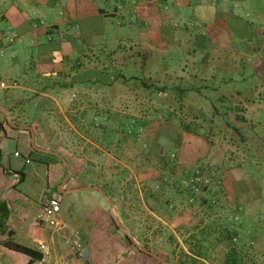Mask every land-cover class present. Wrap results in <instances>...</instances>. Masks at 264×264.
<instances>
[{"label":"rangeland","instance_id":"1","mask_svg":"<svg viewBox=\"0 0 264 264\" xmlns=\"http://www.w3.org/2000/svg\"><path fill=\"white\" fill-rule=\"evenodd\" d=\"M27 1L23 4L24 11L37 19L39 14L32 10V5ZM76 1L103 9L107 15L88 17L81 22H75L71 19L70 12L68 14L65 3L64 6L59 4L55 8H47L41 4L44 9L43 17L47 22L68 23L62 26L61 33L55 36L54 42L51 43L48 37L43 35L38 38L40 44L50 46L52 56L62 55L73 63L81 61L82 56L85 61L87 56H91L88 52L89 46L108 53L119 47L140 48L137 45L142 42L140 33L150 32L156 25L150 13L145 10L137 12V7L141 9L142 6L139 5L145 0ZM194 1L190 0L192 3ZM157 3L156 8H160V4L163 10L167 4L168 13L165 15L164 25L169 29L170 36L161 33L157 37L158 43L155 42L156 38L148 42L152 43L153 48H157L155 52L164 55L160 59L161 66L164 68L171 65L169 70L163 69V78L168 73L172 76H188V71L181 70L184 64L180 67V63L188 61L190 71L191 66L203 60L204 55L207 58V51L211 52L206 65L213 69L218 65L215 53L225 50L226 55L222 57L225 69L218 70L223 92L235 87L248 88L251 84L263 82L262 43L258 45L260 48L254 49L257 47L256 41L249 42L233 36L224 25L219 33H213L210 28H206L207 25H202V21L200 23V20H193L192 17L194 11L197 15L202 11L206 24L221 25L219 12L239 15L253 23L254 28L258 30V38L264 41V0H236L223 6H220L222 2L219 5L216 0L213 3L215 6H187L184 9L191 12V15L183 20L177 13L175 0ZM4 14H9L7 7L0 8V15ZM160 14L164 15L158 9L156 16ZM1 30L5 33L1 41L4 48L0 53V81L8 88L1 90L0 94L7 90L9 93L19 94L18 89L12 88L15 80L21 79L24 71L31 74L34 72L35 66L45 55L44 49L32 44L31 35L27 36L28 47L20 46V39L15 37L14 27L7 20H0ZM192 31L212 38L220 46L217 50H212L208 45L206 52L199 51L198 43L188 40L184 35L185 32L187 34ZM241 55L246 56V61L251 58L257 67L240 65ZM235 57L238 63L234 61ZM212 69L209 76L214 72ZM83 70V75L87 78V67H83ZM132 75L141 78L132 81L133 85H140L145 80V74L140 69L126 71V76ZM233 78L234 85L223 83L225 80L230 82ZM190 95L193 103L204 107L205 111L210 113L212 108L205 106V100H201L202 98L194 93ZM67 98L72 100L68 103L66 100V106L85 108V111H82L84 115L79 117L84 120L89 134L94 138L98 137L99 143H103L101 147L104 151L92 146L89 157L93 162L90 163L106 172L114 180L115 189L121 190L122 193L115 200L109 198L115 203L114 207L100 191H81L59 196L62 200V212L59 217L61 226L53 228L47 224L41 225L37 218L42 211L43 198L51 191L47 182L52 178V174L33 157L26 166L25 183L18 187L17 194L9 195L7 200L11 211L8 224L14 232L15 242L38 249L41 242L49 244L55 238L56 251L66 262L72 255L70 240L76 235L89 254V264H136L133 257L140 259V264H162L137 246L136 249L128 243L124 230L117 229L112 222L113 211L142 247H148V250L170 264H181L185 259L184 253L192 249L202 252L201 256L207 259L199 261L198 264H226L232 246L238 247L240 264H264V83L253 93V104L246 106L247 139L245 144L238 145L228 139L219 140L207 136L209 131L205 125L199 127L201 133L185 131L182 126L186 122L185 119L190 121V118L183 116V120L171 114L170 110L158 101V97L149 99L145 95L138 96L116 88L89 84L85 85L83 90L76 91L74 96L70 92ZM109 111L112 112L111 119L116 118L114 114L119 115L118 122H106V116L102 113ZM135 120L140 122L135 123ZM59 122L63 126V122ZM104 124H109V127L105 128ZM182 140L196 142L193 145L197 147L189 143L184 148L198 150V159H186L184 148L181 145L176 146V143ZM44 141L41 136V144ZM112 144L116 145L113 148L114 155L120 160L117 164H111L110 157H107L108 152L112 151ZM63 145L58 143L53 147L60 149L61 154L64 152L61 149ZM65 154L73 157L70 152ZM164 165L170 174L163 169ZM83 166H86L85 162L77 165L75 172L82 173ZM199 168L205 170L204 178L216 185L214 190L203 194V197L189 202L187 195L178 192V182L192 176ZM36 172H39L38 176ZM75 172L73 170V175ZM161 172L168 175L167 181L160 180ZM222 178H225V183L220 182ZM98 183L104 184L105 180H98ZM78 184V181L74 182V185ZM94 198L103 212L98 224L94 221L92 229L88 230L92 235L87 236L84 234L85 227L81 229L71 221L77 218L78 213L82 217L86 216V221L89 216L86 205H94ZM202 198L208 203H202ZM231 237L234 238L235 245L230 244ZM200 241H203L202 245ZM3 264L12 263L5 261ZM28 264H31L30 261Z\"/></svg>","mask_w":264,"mask_h":264},{"label":"trees","instance_id":"2","mask_svg":"<svg viewBox=\"0 0 264 264\" xmlns=\"http://www.w3.org/2000/svg\"><path fill=\"white\" fill-rule=\"evenodd\" d=\"M101 12H104V10H101ZM226 24L228 30L233 34V36H236L245 41L247 40L249 42L256 41L255 44L257 47H254V49L260 48L261 46L258 47L260 43L264 45V41L258 38V30L254 28L253 23H251L244 17L234 15L233 13H228ZM49 34H54L52 29L49 31ZM184 35L188 40H191L194 43H198L200 48L199 51L201 52H206L208 50V45L212 47V50H217L219 47L215 40L205 35L197 34L193 31L192 33L188 32L187 34L185 32ZM45 46L48 45L45 44ZM262 50H264V47H262ZM224 51L225 50H220L219 52L215 53V56L218 58V65L213 68L214 72L211 76H209V74L212 72V67L210 65H206V60L211 51H207V58H205L204 55L203 60L194 63V66H191L192 69L190 71L188 61H182L180 63V67L184 64L181 70L183 72L188 71V76H172L170 73H168L166 77L163 78V69L169 70L171 65H166L163 68V66H161L162 61L160 59L164 55L155 52V50H152L151 48L145 46H140V48L130 47V49H124L123 51L108 53L105 50L100 51L89 46L88 52L89 54H91V56H87L86 61L82 56L81 61L78 60L77 62H75V64H77L76 70L78 71H84L83 67L84 69H86L87 67L86 71L89 75L87 78H85L86 80L84 82H78L76 79L72 81H63L62 79H56L52 81L50 78H46L47 82H45L46 88L44 89V91H47L49 88L57 90L66 89L67 91H71L79 83L82 85H98L104 88H116L119 91L128 94H134L138 96L145 95L149 99L158 97V101L162 103L163 106H166L167 109L170 110L171 114L181 117L183 120L185 118H190V121L185 119L186 122L182 126L185 131L201 133L199 131V127L205 125L204 127H206L209 131V135L207 136H213L218 138L219 140L228 139V141L235 145H238V143L245 144L247 139L246 126L248 125V120L245 116L247 112L246 106L253 104V93L256 92L258 90V87L264 83V80L261 83L258 82L251 84L248 88L240 89L238 87H235V89H230L228 92H223V85L221 84L222 80L218 78V75L220 70L225 69V62L222 58L226 55V52ZM219 53H222V55H217ZM241 57L242 59L240 65H250L257 67V65L253 63V60L251 58H248L249 60L246 61V56L241 55ZM235 60L237 61L236 57L234 58V61ZM230 66V68L232 69V64H230ZM128 69L142 70L145 74V80L141 82L140 85L131 84L132 81H138L141 78L135 75H132L130 77L126 76V71ZM252 76H254V74H252ZM234 82V78L230 80V82L226 80L225 82L223 81L224 84L233 85ZM192 93H194L195 95H199L202 98L201 100H205L203 102L205 106L212 108L210 113L205 111L204 107L193 103L192 97L190 95ZM12 97L13 95L12 93H9V90H7L6 92H1L0 103H3L5 106H7L6 102ZM237 105L242 107L240 114L235 113V106ZM111 113L112 112L109 111L102 114L103 116H106V122L110 120L118 122L120 118L119 115L114 114L116 118L114 117L115 119H111ZM183 116H185V118ZM5 122L10 126L7 120H5ZM111 122L113 121H110V124ZM139 122V120H135V123ZM103 126L107 128L109 127V124H104ZM40 147L45 149L49 148L52 151L58 152V149L54 147ZM30 150L31 154L36 157L35 159L39 163H44L43 158H46L54 160L63 165L64 176L58 183V185L62 184L69 173L63 162L55 156L37 152L32 148L31 144ZM163 167V169L165 170L168 169L167 167H165V165ZM204 171L205 170H203L202 168H199L196 173H192V176H187L186 178H183L178 182V192L187 195L189 202H195L197 199L203 197V194L214 190V186L216 184L211 182L209 179L204 178ZM166 173L170 174L169 172H167V170ZM19 174L21 177L19 185H22L25 183V174ZM167 178L168 175L161 172L160 180L162 182H165L167 181ZM98 180H105V183L100 184L98 183ZM75 181H78L79 184L74 185ZM220 182L225 183V178H222ZM69 183L72 184L71 187L73 189H78L86 186L100 187L112 200H115L118 196H120V193H122L121 190L117 191L113 186L114 180H112L106 172L101 171L92 163H88L86 166H83L82 173L75 172V174L69 180L68 184ZM53 191H55V189ZM52 192L48 191L47 194L49 196H54L52 195ZM55 194V197L59 198L60 202L62 200L59 196H65L63 194L60 195L57 191H55ZM95 200L97 201V199ZM95 200V204L91 207L86 205V208L89 210L87 213L89 214V216L86 221V216L82 217L79 213L77 215V218L71 221L81 229L85 227L86 230H84V234L87 236H89L90 234L92 235V233L88 230L92 229L94 221H96V223L98 224V222L101 220V213L103 212V209L98 205V201L96 202ZM202 203L207 204L208 201L203 200L202 198ZM96 205L97 207L95 208ZM10 214L11 211L8 202L6 200H0V237H7L6 240L1 242L2 245L13 252L27 256L31 264H33L35 261L41 260L44 257L43 252L36 248L25 246L14 241V232L10 229V225L8 224ZM112 222L116 226V228L120 230V227L116 224V222L114 220H112ZM125 239L131 246L137 249L136 245L126 234ZM230 241V244L235 245L233 244V237L230 238ZM202 242L203 241H200V245H202ZM231 249V253L227 255L226 264H240V252L238 251V247L232 246ZM194 253H196V255ZM201 254L203 253L196 252V250L194 249L190 250L189 253L185 252V259L181 261V264H198L199 261L207 260L206 258L201 256Z\"/></svg>","mask_w":264,"mask_h":264},{"label":"crops","instance_id":"3","mask_svg":"<svg viewBox=\"0 0 264 264\" xmlns=\"http://www.w3.org/2000/svg\"><path fill=\"white\" fill-rule=\"evenodd\" d=\"M26 1L27 0H0V8L3 9L4 7H7L9 10L8 15H0V20H7L8 23L14 27L15 37L20 39V46L22 45L23 48H27L29 43L27 36L31 35L33 36L32 44L34 46L42 47L45 55L35 66V70L32 74L28 71H24L21 79L15 80V84L12 88L18 89L20 93H12L13 97L6 102L7 106L0 103V108H4L10 112L11 118L16 125L20 127H32L36 132L37 145L39 147H53L58 145V143L64 144L61 147L64 152H61V154L65 157L75 172V167L77 165H82L83 162H85V165L93 162V160L89 157L92 146H94L93 148L104 151L101 147L103 146V143H99L98 137L94 138L89 134L90 132L87 131L84 120L79 117V115H84L82 111H85V108H73L66 106V100L67 103L72 100V98H67L70 95V92H72V96H74L75 92L83 90L85 85L78 83L71 91H67L66 89L57 90L53 88H49L47 91H44L46 88L45 82H47L46 78H50L52 81L56 79H62L63 81H72L76 79L78 82H84L86 79L83 75L84 71L76 70L77 64L67 61L62 55H57L55 57L52 56L50 47L38 42V38L41 35L48 37L50 42H54L55 36L61 33L62 26H65L68 23H66V21L64 24L50 21L47 22L45 17H43L44 9L41 8V4L47 8H55L59 4L64 6L65 3V8H67L68 14L70 12L72 15L71 19L75 22H81V20L87 19L88 17L107 15V13L105 10L104 12H101L103 9H97L95 6H91V4L88 3H79L76 0H28L27 2H29V4L33 7L32 10L39 14V17L35 19L29 15V12L24 11L23 4H25ZM160 1L165 2V0H145L139 5L142 6L141 9L140 7H137V12L139 10H145L147 13H150L152 15V21L156 24L150 32L140 33V40H142V42L137 44L139 46H145L151 48L152 50H156L157 48H153L151 45L152 43L148 41H154L153 39L156 38L157 40L155 39V42L158 43L159 39L157 37L161 33H163L164 36H170L169 29H167L164 25V21H166L165 15L168 13L166 10L167 4L164 3L166 5L165 10H163L162 6L159 4V12L164 13V15L160 14L159 16H156L158 11L156 4ZM215 1L216 0H195L192 3L190 0H175V8L177 9V13L182 16L183 20L186 16L191 15V12L184 9L187 6H196V8L203 4L215 6L213 5ZM217 1L219 5L220 2H222V5L220 6H223L224 4H228L230 1L235 2L236 0ZM227 14L228 12L226 13L223 11L218 13L222 20L221 25L218 23H215V25L209 23L206 24L202 11H200L198 15L196 11H194L192 19H198L200 20V23L202 21V25H207L206 28H210L213 33H219L218 31L221 26L224 25L227 27ZM51 29L54 32L53 35L49 34ZM4 33L5 31H0V53L3 52L4 48L1 43ZM160 44L165 46L162 42H160ZM123 48L119 47L118 49L110 52L123 51ZM5 120L8 121L7 115L5 112H0V200L7 201L9 195L13 193L17 194L18 192L17 190L20 186L19 184L21 180L19 173L25 174L26 181V166L27 164H30V161L34 156L31 154L30 150V131L15 128L11 125L9 126L6 124ZM59 121L63 122V126H61ZM41 136L45 140L42 142L43 145L40 142ZM189 143H192L191 145H193L196 142L182 140L176 143V146L181 145V147L184 148L187 147ZM114 146L116 147L114 144L110 145L112 151L111 153L108 152L107 156L110 157L109 161L111 164H117L120 162L118 157L114 155ZM195 146L196 145H193V147ZM48 150L51 149L48 148ZM184 151L187 160H191L193 157L198 159V156L196 155L199 152L198 150H186L184 148ZM16 152L20 153L19 157L15 156ZM59 152L60 149L58 150V153ZM65 152H70V156L73 157L70 158L65 154ZM76 153L77 155H75ZM43 162L44 163H41V165L48 168V173L52 174V178H50L47 182V187L51 189V192L55 189V191L59 194H63V191L73 190L71 189V183L74 180L69 184L68 181L64 185L63 182L58 185L64 176L63 165L46 158H43ZM36 173V176H38L39 172ZM55 191L52 192V195L54 196H56ZM37 221L38 223L40 221L39 215ZM43 224L44 223H41V225ZM6 239L7 237H0V264H3L5 261L12 264H28L29 258L27 256L13 252L2 245L1 242ZM41 243L46 244L48 248V252L44 254L46 259L45 264H65L64 257L59 256L56 251L55 238H53L52 242L49 244L46 242ZM3 249H5L4 252ZM71 256L72 255L69 256V260L72 258ZM133 260L136 261V264H140V259L138 260V258L133 257Z\"/></svg>","mask_w":264,"mask_h":264},{"label":"built area","instance_id":"4","mask_svg":"<svg viewBox=\"0 0 264 264\" xmlns=\"http://www.w3.org/2000/svg\"><path fill=\"white\" fill-rule=\"evenodd\" d=\"M8 88L4 82H0V90ZM15 156L19 157L20 153L16 152ZM42 211L39 215V220L41 223L47 224L49 227L58 228L61 226L59 220L60 214L62 212V205L59 198L55 196H45L42 200ZM72 258L65 262V264H89V254L85 250L83 242L76 236L70 240ZM39 250L46 254L48 248L46 244L41 243ZM46 259L43 257L41 260L35 261L33 264H45Z\"/></svg>","mask_w":264,"mask_h":264},{"label":"water","instance_id":"5","mask_svg":"<svg viewBox=\"0 0 264 264\" xmlns=\"http://www.w3.org/2000/svg\"><path fill=\"white\" fill-rule=\"evenodd\" d=\"M241 111V107L239 105L235 106V113L236 114H239ZM0 112H5V114L7 115V119H8V122L11 126L15 127V128H20L22 130H28L30 131L31 133V145H32V148L34 150H36L37 152L39 153H43V154H49V155H52V156H55L57 158H59L64 166L68 169V175L67 177L65 178V180L63 181V185L66 184L73 176V170L70 166V164L68 163V161L65 159V157H63L61 154H59L58 152H55V151H52V150H48V149H45V148H41L37 145V139H36V132L35 130L32 128V127H20L18 125H16L14 123V121L12 120L11 118V115H10V112L7 111L6 109L4 108H0ZM81 191H100L104 194V196L106 197V200L107 202L110 203V205L112 207L115 206V203L112 201V200H109V197L107 196V194L105 193V191L100 188V187H96V186H86V187H81V188H78V189H73V190H68V191H63L62 193L63 194H73V193H78V192H81ZM112 215H113V218L116 222V224L122 229L124 230V232L126 233V235L132 240V242L142 251L144 252L145 254H148L150 255L151 257L157 259L158 261H160L162 264H170L168 263L166 260L164 259H161L157 254H155L154 252H151L150 250H148L147 248L145 247H142L139 242H137L133 235L123 226V224L120 222V220L117 218V216L115 215V213L112 211Z\"/></svg>","mask_w":264,"mask_h":264}]
</instances>
